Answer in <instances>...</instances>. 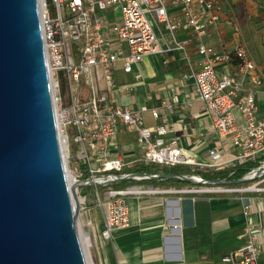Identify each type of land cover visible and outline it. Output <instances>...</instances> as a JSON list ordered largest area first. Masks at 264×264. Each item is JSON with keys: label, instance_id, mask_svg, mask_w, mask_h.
Listing matches in <instances>:
<instances>
[{"label": "built area", "instance_id": "1", "mask_svg": "<svg viewBox=\"0 0 264 264\" xmlns=\"http://www.w3.org/2000/svg\"><path fill=\"white\" fill-rule=\"evenodd\" d=\"M226 0H39L46 57L56 108L63 156L70 179L80 187H106L101 200L105 227L102 237L112 238L115 229L130 227L129 196L160 193L236 195L247 219L246 244L218 263L261 264L264 240V113L255 94L238 96L236 76L221 77L217 63L230 54L218 53L205 42L211 30L221 33L222 7ZM175 12V13H174ZM109 15H112L110 18ZM233 23V22H232ZM236 32L237 24L233 23ZM191 31L199 39L198 53L204 62L186 78L194 81L195 94L205 105L219 138L210 151L211 164L188 157L176 141L168 142L173 130L168 124L146 126L142 114L122 106L115 98L114 73L130 74L150 56L185 52L188 41L177 39V32ZM167 32L168 37L165 36ZM82 42L77 62L72 44ZM242 71L256 69L245 44L234 51ZM255 82L261 84V79ZM69 92L65 103L62 89ZM126 89V88H125ZM88 92V95L86 93ZM167 110L173 104L164 103ZM154 119L161 114L151 109ZM122 132L136 134L141 156L127 159L118 141ZM227 147L238 151L235 166L254 163L237 183L211 182L199 175V168L219 170ZM119 150V151H118ZM197 168L187 175L198 185L194 190L158 189L151 186L117 188L124 180L145 182L159 174L132 171L144 167L172 169ZM138 188L140 192L136 191ZM78 189V193H79ZM258 199V200H257ZM261 241V242H260Z\"/></svg>", "mask_w": 264, "mask_h": 264}, {"label": "crops", "instance_id": "2", "mask_svg": "<svg viewBox=\"0 0 264 264\" xmlns=\"http://www.w3.org/2000/svg\"><path fill=\"white\" fill-rule=\"evenodd\" d=\"M232 22L237 24L239 32L235 31ZM165 36L168 37L167 32ZM176 37L180 41H188L185 52L147 57L130 74L116 71L114 78L118 88L114 96L122 106H130L140 112L146 126L170 125L173 130L167 135L168 142L176 141L193 160L211 164L214 161L209 153L219 138L205 105L195 94L193 79L185 77L197 71L204 62L197 51L200 41L191 31L181 30ZM205 42L218 53L230 54L229 60L217 63L219 75L236 76L238 96L255 94L260 113H264V0H226L222 7L221 33L211 30ZM241 44H245L251 53L256 65L253 71H242L233 54ZM256 78L261 79V84L255 82ZM62 93L65 94L64 85ZM123 100H130L131 103H123ZM164 103L173 104V108L165 109ZM151 109H158L161 117L154 119ZM130 134L134 133L122 132L119 134L121 139L118 137L121 152L127 159H132V155L141 156L142 153L136 143V134L134 140L129 138ZM237 154V150L227 147L221 160L226 163L225 166L219 170L199 168V175L206 177L209 172L235 168L233 160ZM258 156L264 158V149ZM188 167L184 176L193 174L197 169ZM153 169L160 174L165 170L158 167ZM149 186L158 189L188 187L167 184ZM79 198L92 264L218 263L247 242L244 237L247 219L237 196L198 193L190 196L183 193L129 196L126 202L130 210V227L115 229L110 240L102 237L105 219L96 207L103 198L99 190H80ZM195 202L209 205L211 226L206 233L211 232V235L208 244L193 249L190 243L185 244L184 231L196 228L202 218L201 211L196 212ZM237 211L239 213L235 215ZM261 246V264H264V243Z\"/></svg>", "mask_w": 264, "mask_h": 264}, {"label": "water", "instance_id": "3", "mask_svg": "<svg viewBox=\"0 0 264 264\" xmlns=\"http://www.w3.org/2000/svg\"><path fill=\"white\" fill-rule=\"evenodd\" d=\"M78 189L63 156L39 0H0V264H89Z\"/></svg>", "mask_w": 264, "mask_h": 264}, {"label": "trees", "instance_id": "4", "mask_svg": "<svg viewBox=\"0 0 264 264\" xmlns=\"http://www.w3.org/2000/svg\"><path fill=\"white\" fill-rule=\"evenodd\" d=\"M254 166V163H244L241 165L235 166V168L231 170H223L218 172H209L205 179L211 182H221L225 181L227 183H237L243 179L245 174ZM154 167H144L141 169H137L138 173H155L159 174V172ZM163 174L175 175L178 177H182L185 174L180 172H174L172 169H165ZM150 185H173V186H189V183L180 178H167V179H153L145 181ZM117 185V184H116ZM195 208L197 214L201 211L202 218L198 221L196 228L193 230H185L184 231V241L185 244L190 243L191 248L196 249L202 245L208 244L210 240L211 232L206 233L210 229V215H209V205L206 202H195Z\"/></svg>", "mask_w": 264, "mask_h": 264}, {"label": "rangeland", "instance_id": "5", "mask_svg": "<svg viewBox=\"0 0 264 264\" xmlns=\"http://www.w3.org/2000/svg\"><path fill=\"white\" fill-rule=\"evenodd\" d=\"M109 16H110V18H112V15H109ZM81 44H82V42H78V41H74L73 44H72L73 45L72 48L74 49V56H75V59H76L77 62L79 61V58H80V55H81V53H80V46H81ZM64 86H65V94H64L65 96L63 95V97H64L65 103H68V100H69V92H68L67 86L65 84H64ZM122 102L123 103H131L130 100H123ZM144 118H145V116H144ZM146 123H148V122H146ZM129 138L132 139V140H134L135 139V135L134 134H130L129 135ZM188 168H189L188 166H179V167L173 168V171L174 172L185 173ZM188 173H190V171ZM134 185H138V186H149L150 184L148 182L125 181V182L118 183V185L114 184L113 186H115L117 188H126V187L134 186ZM153 186H155V185H153ZM198 188H199L198 186H194V185L191 186L189 184L188 187L168 188V189H172V190H194V189H198ZM96 189L99 190V193L101 194L102 197L105 196L106 189H107L106 187L96 188V187L83 186V187H80L79 192H80V190H81V192H85V191H94ZM183 194L184 195H187V196H190V195L195 194V193L191 192V193H183ZM232 197L233 198H236V195H232ZM96 207H97V211L99 212V214H102V213L104 214L103 207H102L101 204H99V206L97 205ZM238 213H239V211H237L235 213V215H237ZM83 219L84 218H83V216L81 214V210H80L79 223H80V226H81L82 234L86 236L87 235V232H86V229H85V226H84V223H83ZM86 240H87V238H86Z\"/></svg>", "mask_w": 264, "mask_h": 264}, {"label": "bare ground", "instance_id": "6", "mask_svg": "<svg viewBox=\"0 0 264 264\" xmlns=\"http://www.w3.org/2000/svg\"><path fill=\"white\" fill-rule=\"evenodd\" d=\"M70 182L74 183L75 181H74V179H70ZM136 191L140 192L141 189L138 188ZM82 237H83V244H84L85 253H86L88 262H89V264H92L91 259H90V255H89V250H88V244H87L86 236L82 234Z\"/></svg>", "mask_w": 264, "mask_h": 264}]
</instances>
